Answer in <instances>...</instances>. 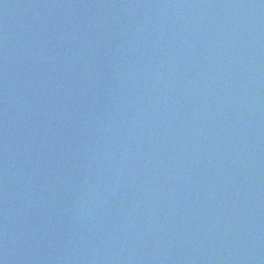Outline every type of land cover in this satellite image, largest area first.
Masks as SVG:
<instances>
[{
    "label": "water",
    "instance_id": "1",
    "mask_svg": "<svg viewBox=\"0 0 264 264\" xmlns=\"http://www.w3.org/2000/svg\"><path fill=\"white\" fill-rule=\"evenodd\" d=\"M0 264H264V0H4Z\"/></svg>",
    "mask_w": 264,
    "mask_h": 264
}]
</instances>
